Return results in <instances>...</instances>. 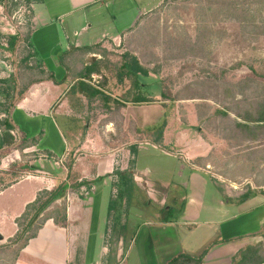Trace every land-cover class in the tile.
<instances>
[{
  "label": "crops",
  "instance_id": "crops-1",
  "mask_svg": "<svg viewBox=\"0 0 264 264\" xmlns=\"http://www.w3.org/2000/svg\"><path fill=\"white\" fill-rule=\"evenodd\" d=\"M163 2H32L29 43L42 70L51 74L54 82L43 81L29 86L8 110L7 116L17 130L15 132L24 139L38 138L31 150L49 153L52 157L51 160H40L46 167L41 176L28 175L8 181L5 188H0V248L9 254L15 252L11 258H2L0 264H117L127 245L136 249L140 264H171L177 259L189 264H248L250 260L244 254L251 249V255L255 257H251L252 262L264 264V124L258 123L263 126L260 127L262 131H220L224 135L215 131L209 144H203L205 152L198 155L191 151L195 144L191 138L185 142L186 149L181 151L188 161L172 159V165L165 170L149 164H139L131 170L135 186L140 185L146 190L147 199H162L163 204L168 200L181 201L183 207L181 210L177 204L166 207V214L157 223L145 222L135 230L131 225L126 228L128 238L117 239L115 222L113 238L106 240V219L101 218L102 224L99 225V220L88 207L90 201L82 203L84 199L79 196L83 195H75L74 185H69L73 170L79 172L73 183L79 185V189L91 185V194L97 192L99 195L111 189V196L117 197L119 154L125 157L130 149L118 142L121 136L117 131L118 119L131 122L136 129L146 130L130 132L136 137L145 135L139 142V150L148 156L155 154L153 150H165L166 146L173 149L169 146L179 143L166 139L168 131L161 132L162 139L159 138L157 144L145 138L151 137L154 134L151 130L164 120L167 114L165 102L148 105L132 102L137 99L123 102L117 98V82L109 87L110 92L107 91L98 63L79 65L71 70L63 61L64 57L74 56L76 52L90 54L93 58L99 56L94 50L109 42L117 47L122 39L133 33L144 16ZM92 68L94 72L81 80L82 75ZM70 72L73 75L69 77ZM2 73L0 70V75ZM81 81L101 94L87 97L78 84ZM5 113H0V120L6 118ZM242 124L247 125L246 122ZM3 133L0 131V143ZM176 134L184 139L182 136L186 133L177 131ZM202 134L196 135L197 141H202ZM219 142L225 145L227 177L208 171L213 168L211 162L202 160L209 154H216L218 146H222ZM82 152L87 154L78 155L71 168L65 166V158L76 157ZM14 156V160L19 161V156ZM86 158L89 159L84 162ZM7 167L5 161H1L0 170H7ZM235 168H241V177L231 175L230 170ZM254 168L256 174L251 170ZM61 184L68 186L67 199H70V191L77 196L65 209V222L56 225L53 220H47L36 236L18 250V242L14 240L19 232L17 220L39 192L55 190ZM239 184L241 189H238ZM140 190L134 187L132 195L139 196ZM206 190H210L215 207L206 208L204 205ZM63 198L64 195L44 213H53ZM137 204L143 207L140 201ZM143 209L139 212H145L147 208ZM101 210L99 208L96 212ZM114 211L116 216L117 210ZM201 225L213 232L212 237L204 240L196 233Z\"/></svg>",
  "mask_w": 264,
  "mask_h": 264
},
{
  "label": "rangeland",
  "instance_id": "rangeland-1",
  "mask_svg": "<svg viewBox=\"0 0 264 264\" xmlns=\"http://www.w3.org/2000/svg\"><path fill=\"white\" fill-rule=\"evenodd\" d=\"M33 1L0 0V70L3 71L0 75V113L6 112V118L2 120L8 119V110L21 97V88L31 86L33 80L40 78L36 68L41 64L28 40ZM94 51L99 56L93 58L90 54L76 52L74 56L64 57L63 61L71 70L79 65L98 63L107 91L110 92L109 87L117 82V98L123 102L135 99L150 101L143 103L147 105L165 102L167 114L164 120L151 130L154 131L151 137L145 138L157 144L162 139V135H158L159 131H168L166 139L181 144H171L169 147L173 149L166 146L165 150H153L155 154L148 156L139 150V142L145 135L136 137L130 132L146 130L136 129L131 122L118 119L117 131L121 135L118 142L130 149L125 157L119 154L121 161L117 168V197L111 196V189L99 195L97 192L91 194V185L73 188L75 195H83L79 196L84 199L82 203L90 201L88 207L99 220V225L102 224L101 218L106 219V240L113 238L115 222L117 239L128 238L126 228L131 225L135 230L145 222L157 223L166 214V207L176 204L179 210L183 207L181 201L168 200L163 204L162 199H147L146 190L140 185L135 186L130 173L137 165L149 164L165 170V167L172 165L173 160L188 161L181 153L182 149H186L185 142L192 138L195 144L191 151L195 155L202 154L206 149L203 144H209L211 134L215 136V131L222 135L224 132L220 131H262L260 127L263 126L253 121L257 120L259 113H264V0H164L159 8L144 16L133 33L122 39L117 47L109 42ZM27 53L31 57L25 59ZM70 75L73 73L70 72ZM119 105L123 106L121 103ZM243 122L247 125H243ZM15 131L14 127L8 134H2L1 142L13 143L0 149V165L1 161L8 165L7 170H0V188L1 185H7L8 181L28 175L41 176L46 167L40 160H51L45 153L34 152L31 147L22 148L27 142ZM177 131L186 133L182 136L184 139L180 134L175 135ZM200 132L204 133L201 135L202 141H197L196 135ZM161 150L166 152L165 156ZM215 153L200 159L204 163L211 162L213 168L208 171L227 177L224 168L227 159L225 145L218 146ZM85 154L82 152L76 157L65 158V166H72L78 155ZM14 155L19 156V161L14 160ZM25 166L32 169L23 171ZM251 170L257 173L256 168ZM232 171L234 178L242 176L241 168ZM77 175L79 172L72 170L71 187L75 185L73 183ZM134 187L141 189L139 196L132 195ZM238 187L241 189V184ZM68 191H65L64 198L53 210L57 219L69 201L76 200L77 196H73L72 191L69 192L70 199L66 198ZM209 191L206 190L203 195L206 208L215 207L216 204ZM139 201L143 207L137 204ZM99 208L102 210L97 213ZM141 208L147 209L139 212ZM114 210H117L116 216ZM207 228L201 225L196 232L204 240L213 235ZM2 250L0 248L1 261L2 258L15 255V252L9 254L7 250ZM135 250L133 246L127 245L117 264H140ZM252 251L247 250L244 255L250 260L248 264H257L252 262L251 257L255 258L251 255ZM174 264L189 263L178 260Z\"/></svg>",
  "mask_w": 264,
  "mask_h": 264
},
{
  "label": "trees",
  "instance_id": "trees-1",
  "mask_svg": "<svg viewBox=\"0 0 264 264\" xmlns=\"http://www.w3.org/2000/svg\"><path fill=\"white\" fill-rule=\"evenodd\" d=\"M29 40V37H28ZM30 44V43H29ZM11 45V42H10ZM31 45V44H30ZM12 46V45H11ZM31 49L33 50L32 46ZM35 54V52H34ZM25 59L31 57V55L29 53H27L25 55ZM96 66V64H95ZM94 66V68H95ZM89 69L88 71L85 72L84 75H82L83 77H81L82 79H85L86 77L90 76V74L92 72H94V70L96 69ZM36 70L38 75L40 76V78L35 79L32 81V84L38 83V82H43V81H52L54 82V78L51 74L46 73L44 70L41 69V66L37 67ZM79 86L81 87V91H83L84 93H86V96L90 98L95 97L99 94H101L97 89L86 85L85 83H83L82 81L78 83ZM28 87H24L21 88L22 90L20 91V96L22 97V95L27 91ZM20 97V98H21ZM133 103H144V102H150L144 99H137L136 101H132ZM248 122H252V121H248ZM253 122L255 123H261L264 124V113H259L257 120H254ZM0 128L2 129V131L6 134H8V132L12 131L14 129L13 125L8 121V119L6 120H0ZM161 130V129H160ZM161 135V131H159V136ZM38 138L32 139V140H28L25 139V142H27L26 145H24L22 148H30L32 146H34L37 142ZM13 142H9V143H0V148L3 147L4 145L9 146L11 145ZM44 155H47L48 157H52L51 154L46 153ZM31 170L32 168L30 166H25L24 170ZM79 185H74V188H78ZM5 188V186L1 185V189ZM68 189V186L66 184H61L59 185L55 190L52 191H41L37 194V197L35 199V201L28 205L26 207L25 213L21 216V218L19 220H17V226L19 228V232L17 234V236L15 237V241L19 243V245L17 246L18 250L23 248L27 242L30 239H33L38 230L41 229V227L43 226V224L47 221V220H53V222L58 225V224H63L65 222V211H63L62 215L59 217V219H57L56 215L54 216L53 213H44L54 202H56L57 200H59L65 193V191ZM41 215H43L41 217ZM181 260V259H179ZM178 261L175 260L173 261L174 264Z\"/></svg>",
  "mask_w": 264,
  "mask_h": 264
}]
</instances>
